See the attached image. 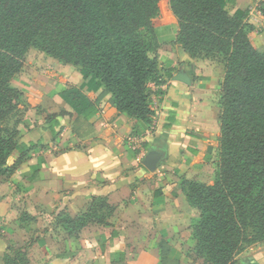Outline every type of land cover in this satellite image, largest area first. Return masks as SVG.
Here are the masks:
<instances>
[{
    "label": "crops",
    "instance_id": "obj_1",
    "mask_svg": "<svg viewBox=\"0 0 264 264\" xmlns=\"http://www.w3.org/2000/svg\"><path fill=\"white\" fill-rule=\"evenodd\" d=\"M225 9L230 15L245 12L244 22L254 28L248 33L252 46L264 49V0H233ZM162 12L151 30L138 32L165 82L150 85L156 92L151 96L155 116L150 137H144L147 125L133 135L136 121L117 112L110 96L101 95L102 89L83 88L81 75L59 76L57 87L27 88L28 92L14 85V78L11 81L29 106L11 126L17 142L40 141L49 149L31 154L11 176H0L1 262L9 247H25L27 264H111L118 254L123 264H159V243L165 240L170 259L204 264L194 253L191 235L198 214L187 204L180 185L182 179L212 184L207 173L218 149L219 128L211 92L220 79L211 78L217 64L191 58L182 50L176 42L177 19L169 10ZM190 65L198 83L187 97L173 78ZM169 72L173 76H164ZM220 73L223 77V65ZM72 90L77 100L71 104L67 98ZM73 103L80 112L91 113L86 121L91 130L80 136L77 131L85 128L74 124L80 112ZM52 114L58 121L54 140L45 120ZM150 153L157 159L152 171L144 166ZM39 158L43 164L37 179L29 181L24 176L36 177L30 170ZM93 200L105 202L111 211L97 212L96 220L77 231L59 223L86 214ZM235 260L264 264V253Z\"/></svg>",
    "mask_w": 264,
    "mask_h": 264
},
{
    "label": "trees",
    "instance_id": "obj_2",
    "mask_svg": "<svg viewBox=\"0 0 264 264\" xmlns=\"http://www.w3.org/2000/svg\"><path fill=\"white\" fill-rule=\"evenodd\" d=\"M161 1L166 0H0V176H11L31 154L49 149L40 141L18 143L17 131L5 126L23 96L11 81L30 48L79 68L83 88L102 89L117 112L136 121L133 135L153 126L151 96L156 92L150 85L164 82L138 32L157 24ZM167 1L178 22L176 42L182 50L191 58L223 59L216 172L210 185L182 179L180 188L198 214L191 228L196 257L204 264H236L245 246L264 242V49L252 46L248 33L254 28L244 22L245 12L230 15L225 9L233 0ZM73 92L67 98L71 104L77 100ZM90 114L82 110L75 119V125L85 128L77 135L91 130L86 122ZM56 117L45 118L53 140ZM42 164L39 158L30 170L36 177H24L37 179ZM103 210L111 208L93 200L86 214L59 223L77 231ZM159 249V264H179L169 258L165 240ZM8 251L4 264H27L25 247ZM122 258L118 254L111 264H123Z\"/></svg>",
    "mask_w": 264,
    "mask_h": 264
},
{
    "label": "rangeland",
    "instance_id": "obj_3",
    "mask_svg": "<svg viewBox=\"0 0 264 264\" xmlns=\"http://www.w3.org/2000/svg\"><path fill=\"white\" fill-rule=\"evenodd\" d=\"M165 2H166L165 3L166 7L161 2L158 4L159 14L160 12L166 9L167 11L168 10L170 11L171 15H173L170 9V3L167 0ZM158 19H160L159 15H158L157 21ZM199 59H202V60L206 59L208 62H213L217 64V66L215 67V74L211 78L213 80V79H217L218 77L220 79V82H218V85L214 88L211 94L213 96L212 102L214 104L216 111L218 112L219 111L218 110L219 88H220V84L223 79V77L219 75L221 74L220 71H221V65H223V59L219 55H213V56H210L209 58L199 57ZM197 68L203 69L202 66L196 65L195 69ZM181 72L182 73L179 72V74H183L185 77H187L189 80V83L184 84L180 82V85H181L180 88L184 90L183 92H187V97H190L192 88L194 87L193 83H198V80L194 78V71L191 65L188 69H184ZM80 75L81 73L79 71V68H76L72 65L61 63L57 59L51 58L36 49L30 48L26 52L23 67L21 71L14 77L13 83L14 85L19 86V88H21L22 91L28 92L27 88H33V90H39L43 88V86L49 89L52 87H57L56 84L59 81V78H58L59 76H80ZM159 76H163V75H160L159 73ZM192 79H193V82H192ZM21 100L25 104H22V102L20 101L19 103L20 107L17 108L16 112L13 113L10 117H8V119L5 121V126H7L8 128L11 127L13 124H16L18 121H20L22 117L25 115V113H27V110L29 109V106L26 105L25 100L24 99H21ZM218 153H219V147L213 154L214 160L212 162V167L207 173V176H209L210 179H213L215 172H216V167H217V162H218ZM206 181H209V180H206ZM19 252H22V251H19ZM260 253H264V242L245 246L241 250V252L237 255V257L240 256V258H242L243 256H249V255L260 254ZM10 256H13L14 258L13 253H11ZM19 258L22 259L21 257ZM0 264H4V262L0 261Z\"/></svg>",
    "mask_w": 264,
    "mask_h": 264
},
{
    "label": "water",
    "instance_id": "obj_4",
    "mask_svg": "<svg viewBox=\"0 0 264 264\" xmlns=\"http://www.w3.org/2000/svg\"><path fill=\"white\" fill-rule=\"evenodd\" d=\"M174 80L182 82L184 84H188L189 80L187 77H185L183 74H177L174 78ZM157 159L156 156L153 153H150L147 157L146 160L144 162V166L152 171L156 165Z\"/></svg>",
    "mask_w": 264,
    "mask_h": 264
},
{
    "label": "built area",
    "instance_id": "obj_5",
    "mask_svg": "<svg viewBox=\"0 0 264 264\" xmlns=\"http://www.w3.org/2000/svg\"><path fill=\"white\" fill-rule=\"evenodd\" d=\"M154 131V126H152L150 129L146 130L144 133V137H150Z\"/></svg>",
    "mask_w": 264,
    "mask_h": 264
}]
</instances>
